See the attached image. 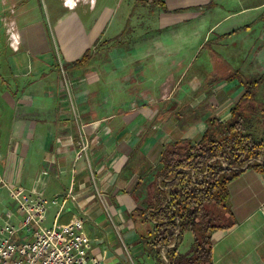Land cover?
Masks as SVG:
<instances>
[{"label":"crops","instance_id":"crops-1","mask_svg":"<svg viewBox=\"0 0 264 264\" xmlns=\"http://www.w3.org/2000/svg\"><path fill=\"white\" fill-rule=\"evenodd\" d=\"M108 1L0 0V226L20 187L47 200L45 227L83 219L98 264H171L192 234L157 250L134 212L166 145L230 119L233 73L264 96V0ZM241 170L212 264H264V176Z\"/></svg>","mask_w":264,"mask_h":264},{"label":"trees","instance_id":"trees-1","mask_svg":"<svg viewBox=\"0 0 264 264\" xmlns=\"http://www.w3.org/2000/svg\"><path fill=\"white\" fill-rule=\"evenodd\" d=\"M87 53L82 59H85ZM244 86L243 97L230 110V119H210L196 144L171 143L164 147L154 180L146 188L143 210L134 212V227L142 239H151L160 250L185 232L192 234L189 254L166 253L171 264H212L211 234L231 225L227 185L243 170L264 176V96L260 78L233 73ZM263 156L262 163L256 160ZM210 160H213L211 163ZM223 161L225 167L220 164ZM209 164V165H208ZM148 213L149 218L146 217Z\"/></svg>","mask_w":264,"mask_h":264},{"label":"built area","instance_id":"built-area-1","mask_svg":"<svg viewBox=\"0 0 264 264\" xmlns=\"http://www.w3.org/2000/svg\"><path fill=\"white\" fill-rule=\"evenodd\" d=\"M86 148L81 141L80 152ZM8 196L14 211L6 213L0 226V264H98L89 256L92 240L83 230V219L45 227V198L20 187H9Z\"/></svg>","mask_w":264,"mask_h":264},{"label":"rangeland","instance_id":"rangeland-1","mask_svg":"<svg viewBox=\"0 0 264 264\" xmlns=\"http://www.w3.org/2000/svg\"><path fill=\"white\" fill-rule=\"evenodd\" d=\"M218 1V4H220L221 6L223 5V6H227L228 4H229V2H230V0H217ZM238 1H240V0H238ZM258 2H257V0H250V4H257ZM107 6L108 7H112V4H113V1L112 0H109L107 3ZM263 153H264V151H263ZM262 160H263V156H261V157H259L257 160H256V162H258V163H262ZM213 160H210V162L209 163H211ZM250 163H252V161H249V162H247L246 164H250ZM220 164L222 165V166H225V164L223 163V161H220ZM246 164L244 165V166H246ZM244 166L243 167H241V168H244Z\"/></svg>","mask_w":264,"mask_h":264},{"label":"water","instance_id":"water-1","mask_svg":"<svg viewBox=\"0 0 264 264\" xmlns=\"http://www.w3.org/2000/svg\"><path fill=\"white\" fill-rule=\"evenodd\" d=\"M209 165V164H208ZM246 166H247V164H246ZM246 166H244V168L246 167ZM225 167V166H224ZM233 169H237V170H241V169H243V168H233ZM174 244H172L171 246H173Z\"/></svg>","mask_w":264,"mask_h":264},{"label":"bare ground","instance_id":"bare-ground-1","mask_svg":"<svg viewBox=\"0 0 264 264\" xmlns=\"http://www.w3.org/2000/svg\"><path fill=\"white\" fill-rule=\"evenodd\" d=\"M69 2V1H68Z\"/></svg>","mask_w":264,"mask_h":264}]
</instances>
